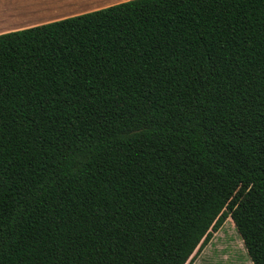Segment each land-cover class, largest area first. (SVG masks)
<instances>
[{
    "label": "trees",
    "instance_id": "obj_1",
    "mask_svg": "<svg viewBox=\"0 0 264 264\" xmlns=\"http://www.w3.org/2000/svg\"><path fill=\"white\" fill-rule=\"evenodd\" d=\"M228 217L264 264V0L0 34V264H190Z\"/></svg>",
    "mask_w": 264,
    "mask_h": 264
},
{
    "label": "rangeland",
    "instance_id": "obj_2",
    "mask_svg": "<svg viewBox=\"0 0 264 264\" xmlns=\"http://www.w3.org/2000/svg\"><path fill=\"white\" fill-rule=\"evenodd\" d=\"M107 1V0H106ZM102 0L96 1L95 4H74L68 3L63 0H47L48 9L44 12L39 11L37 16H32L29 20L30 24L20 21L12 25H6L4 30H1L0 21V34L7 33L9 27H20L21 29L42 25L48 22L64 19L67 17L80 15L90 11L105 8ZM51 4V6H50ZM73 4L72 6H68ZM100 5V6H96ZM80 5V6H74ZM110 6V5H109ZM51 7V8H50ZM108 7V6H106ZM19 28V30H21ZM18 30V29H17ZM15 30V31H17ZM11 32V31H8ZM190 264H253L246 253L243 240L237 232L231 218L228 217L221 228L213 233V236L194 257Z\"/></svg>",
    "mask_w": 264,
    "mask_h": 264
},
{
    "label": "crops",
    "instance_id": "obj_3",
    "mask_svg": "<svg viewBox=\"0 0 264 264\" xmlns=\"http://www.w3.org/2000/svg\"><path fill=\"white\" fill-rule=\"evenodd\" d=\"M52 0H50L51 2ZM68 3H74V4H92V6L95 4L96 1L100 0H63ZM103 3L100 5L111 6L117 3L125 2L128 0H102ZM73 4H70L68 6H72ZM80 5H74V6H80ZM97 5L96 6H100ZM51 6V4H50ZM51 8V7H50ZM48 9L47 0H0V21H1V30L5 29L6 25H12L16 22H26L29 23V20L32 16H37L39 14V11L44 12ZM20 27H9L7 28L8 31H15L19 30ZM21 29V28H20Z\"/></svg>",
    "mask_w": 264,
    "mask_h": 264
}]
</instances>
